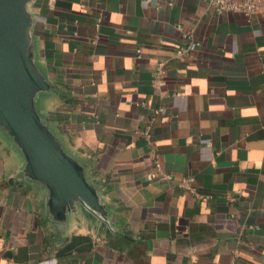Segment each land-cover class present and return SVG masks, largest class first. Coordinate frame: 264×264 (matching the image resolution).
I'll return each instance as SVG.
<instances>
[{
    "label": "crops",
    "instance_id": "obj_1",
    "mask_svg": "<svg viewBox=\"0 0 264 264\" xmlns=\"http://www.w3.org/2000/svg\"><path fill=\"white\" fill-rule=\"evenodd\" d=\"M29 10L54 87L39 109L106 223L78 206L50 213L0 130V264H264V0L249 19L207 0Z\"/></svg>",
    "mask_w": 264,
    "mask_h": 264
},
{
    "label": "water",
    "instance_id": "obj_2",
    "mask_svg": "<svg viewBox=\"0 0 264 264\" xmlns=\"http://www.w3.org/2000/svg\"><path fill=\"white\" fill-rule=\"evenodd\" d=\"M34 1L0 0V130L23 158L22 176L47 190L50 213L65 217L78 206L106 223L84 166L65 152L38 106L54 87L35 60Z\"/></svg>",
    "mask_w": 264,
    "mask_h": 264
},
{
    "label": "built area",
    "instance_id": "obj_3",
    "mask_svg": "<svg viewBox=\"0 0 264 264\" xmlns=\"http://www.w3.org/2000/svg\"><path fill=\"white\" fill-rule=\"evenodd\" d=\"M260 0H207V9L211 14L222 15L226 13H240L247 19L251 18L259 9ZM193 49V45H186L179 48L176 54L184 56ZM160 111H155L158 114ZM147 136V135H146ZM157 174L164 180L169 179L162 170L157 161L154 162ZM192 177H185L179 182V187L187 191H192ZM11 264V263H10Z\"/></svg>",
    "mask_w": 264,
    "mask_h": 264
}]
</instances>
